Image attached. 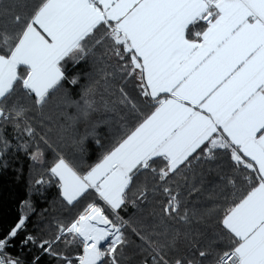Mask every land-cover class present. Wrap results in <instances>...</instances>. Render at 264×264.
Masks as SVG:
<instances>
[{"label": "snow or ice", "instance_id": "6c2138e0", "mask_svg": "<svg viewBox=\"0 0 264 264\" xmlns=\"http://www.w3.org/2000/svg\"><path fill=\"white\" fill-rule=\"evenodd\" d=\"M23 6L29 10L14 15L12 29L0 28V158L11 147L4 125L11 123L18 137L37 136L26 115L29 109L13 101L17 91L33 97L42 110L64 81L78 82V77L68 79V64L95 56L105 40L112 41L122 62L119 72L138 79L154 111L84 174L57 154L50 173L58 177L64 200L74 206L92 190L103 207L89 203L69 225H57L53 240L37 245V238L27 235L20 248L38 246L42 255L63 264H120L129 243L124 229L131 228L151 250L152 264H198L186 256L169 260L174 241L158 244L141 235L118 210L141 172L150 170L169 185L193 158L200 159L194 156L198 150L213 158L215 150L223 149L237 168L249 172L244 179L250 190L221 221L232 246L218 254L215 264H264V0H36ZM200 22L206 28L193 32ZM101 27L105 31L97 38ZM120 92V102H130L123 88ZM84 105L91 109L93 102L84 99ZM132 108L138 111L135 104ZM39 140L51 147L44 136ZM37 155H43L39 144L32 158ZM155 158H162L165 167H153ZM228 183L235 186L234 180ZM163 192V216L179 215V192L173 194L168 186ZM145 193L140 190L139 196L146 198ZM180 219L187 220L186 210ZM24 224L21 218L0 238V264H22L8 249L16 246L11 241ZM61 242L82 254L55 250ZM209 255L199 251L201 258ZM40 260L36 256L32 264Z\"/></svg>", "mask_w": 264, "mask_h": 264}, {"label": "trees", "instance_id": "16d2710c", "mask_svg": "<svg viewBox=\"0 0 264 264\" xmlns=\"http://www.w3.org/2000/svg\"><path fill=\"white\" fill-rule=\"evenodd\" d=\"M35 2L0 0V28L12 29L14 15L27 12L28 7L23 5ZM104 31L101 27L97 38ZM121 63L114 55L112 41L105 40L95 49V56L75 65L68 64V79L78 77V82L64 81L63 87L50 97L42 110L34 106L33 97L24 91L18 90L13 97V101L29 109L26 115L37 133L34 140L26 133L18 137L11 123L4 125V136L11 142V147L0 158V238H4L21 218L25 219L23 230L11 241L16 246L8 249L13 256L19 257L22 264H32L36 256H41L40 264H63L49 255H42L38 246L21 249L20 241L27 235L36 237L37 245L43 240H53L58 224L69 225L89 203L103 206L91 190L74 206L64 200L59 180L50 173L57 154L84 174L99 163L126 132L154 111V101L141 94L138 79L126 78L119 72ZM105 73L114 75L106 77ZM121 88L130 102H120L123 99ZM88 89L91 91L85 96ZM84 99L93 102L91 109L85 108ZM132 104L138 111L132 108ZM40 136L45 137L50 148L39 140ZM37 144L43 155H37L34 160ZM195 155L200 159L193 158L190 166L170 178L169 185H162L150 170L141 172L135 179L128 201L118 211L141 235L149 236L158 244L174 241V250L167 252L169 260L186 256L198 264H213L218 254L232 246V235L221 221L227 210L250 190L244 179L249 172L243 167L237 168L230 151L217 149L213 158H207L199 150ZM165 163L162 158H155L153 167L159 169L165 167ZM230 179L235 181V186L228 183ZM165 186L171 187L173 194L179 192L181 201L179 215L172 218L163 216L162 209L167 203L163 192ZM144 189L146 198H141L139 191ZM185 210L186 221L180 219ZM154 231L166 232V235L157 237L152 235ZM124 233L129 243L123 249L120 264H144L145 260L152 264L147 244L131 228H125ZM54 248L73 257L82 254L75 246L65 248L63 242ZM199 251L210 255L201 258ZM73 264H76L75 260Z\"/></svg>", "mask_w": 264, "mask_h": 264}, {"label": "crops", "instance_id": "0c3cea01", "mask_svg": "<svg viewBox=\"0 0 264 264\" xmlns=\"http://www.w3.org/2000/svg\"><path fill=\"white\" fill-rule=\"evenodd\" d=\"M198 26L193 27V32L195 31H203L206 28V24H204L203 22H200L197 24ZM20 70L25 71V69L23 68V66H21ZM166 94H161L160 98H165Z\"/></svg>", "mask_w": 264, "mask_h": 264}, {"label": "rangeland", "instance_id": "374dc122", "mask_svg": "<svg viewBox=\"0 0 264 264\" xmlns=\"http://www.w3.org/2000/svg\"><path fill=\"white\" fill-rule=\"evenodd\" d=\"M21 72H23L22 70H20ZM57 179H58V177H57ZM92 191V190H91ZM93 193H94V191H92ZM95 194V193H94ZM103 207V206H102ZM223 253V252H222Z\"/></svg>", "mask_w": 264, "mask_h": 264}, {"label": "built area", "instance_id": "2783aa9c", "mask_svg": "<svg viewBox=\"0 0 264 264\" xmlns=\"http://www.w3.org/2000/svg\"><path fill=\"white\" fill-rule=\"evenodd\" d=\"M213 264H215V262Z\"/></svg>", "mask_w": 264, "mask_h": 264}]
</instances>
